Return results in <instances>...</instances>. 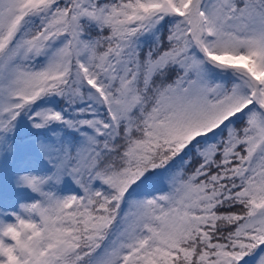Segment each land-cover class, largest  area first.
Returning <instances> with one entry per match:
<instances>
[{"label": "snow or ice", "instance_id": "snow-or-ice-1", "mask_svg": "<svg viewBox=\"0 0 264 264\" xmlns=\"http://www.w3.org/2000/svg\"><path fill=\"white\" fill-rule=\"evenodd\" d=\"M24 114L54 170L0 264H264V0H0Z\"/></svg>", "mask_w": 264, "mask_h": 264}, {"label": "trees", "instance_id": "trees-1", "mask_svg": "<svg viewBox=\"0 0 264 264\" xmlns=\"http://www.w3.org/2000/svg\"><path fill=\"white\" fill-rule=\"evenodd\" d=\"M59 134L60 129H57L55 135ZM54 140L52 131L33 128L27 114L18 119L13 131L0 135V216L17 212L16 204L31 203L40 198L30 188L19 185L18 180L30 173L42 176L52 173L53 164L40 150L39 144ZM49 190L61 195L78 191L70 178L61 185H51ZM248 264L253 261L249 259Z\"/></svg>", "mask_w": 264, "mask_h": 264}, {"label": "clouds", "instance_id": "clouds-1", "mask_svg": "<svg viewBox=\"0 0 264 264\" xmlns=\"http://www.w3.org/2000/svg\"><path fill=\"white\" fill-rule=\"evenodd\" d=\"M27 203H21L19 205V208H20V211L19 212H11V213H6L5 215L7 214H12L13 215V220L9 221V220H6L4 219L3 216H0V223L3 224V227L0 228V242L4 243L5 245L11 243V241L8 239V227L11 225L13 226V228H18L19 231H14L13 235H19V232L23 231V227L19 226L18 222L16 221L15 217L16 216H20L24 213V209H23V205H25Z\"/></svg>", "mask_w": 264, "mask_h": 264}]
</instances>
